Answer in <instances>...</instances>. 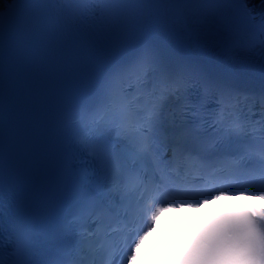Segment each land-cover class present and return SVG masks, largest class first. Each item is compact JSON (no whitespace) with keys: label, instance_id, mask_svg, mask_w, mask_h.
I'll return each instance as SVG.
<instances>
[{"label":"snow or ice","instance_id":"snow-or-ice-1","mask_svg":"<svg viewBox=\"0 0 264 264\" xmlns=\"http://www.w3.org/2000/svg\"><path fill=\"white\" fill-rule=\"evenodd\" d=\"M59 4L78 7V14L58 22L87 40L76 49L61 98L75 101L55 118L59 156L50 202L55 215L38 212L29 190L6 188L0 180L3 264H116L119 238L152 212L150 202L172 198L181 208H200L231 192L259 193L264 201V0L258 12L249 0ZM157 6L177 10L167 22L170 41L161 44L153 21L136 24L111 11ZM193 6L219 13L215 29L208 32L217 48L233 55L260 50V66L245 68L259 81L258 94L236 82L235 68L208 59L199 41V56L180 42L177 29L187 26L184 10ZM6 11L0 31L13 19ZM89 12L100 24L85 34L81 25ZM199 23L207 25V18ZM128 38L134 40L131 45ZM173 98L185 101L179 119L165 115ZM257 98L258 111L250 106ZM165 210L152 212V224ZM151 231L128 248L126 264H137ZM180 264H264V208L211 216L192 234Z\"/></svg>","mask_w":264,"mask_h":264},{"label":"bare ground","instance_id":"bare-ground-1","mask_svg":"<svg viewBox=\"0 0 264 264\" xmlns=\"http://www.w3.org/2000/svg\"><path fill=\"white\" fill-rule=\"evenodd\" d=\"M1 4L2 0H0V6ZM249 6L258 12L260 10V0H249Z\"/></svg>","mask_w":264,"mask_h":264}]
</instances>
